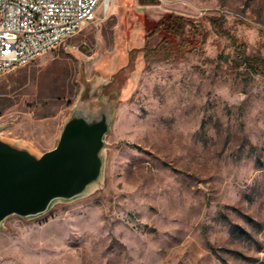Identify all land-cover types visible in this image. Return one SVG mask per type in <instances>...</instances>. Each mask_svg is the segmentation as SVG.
I'll return each mask as SVG.
<instances>
[{"label":"rangeland","instance_id":"374dc122","mask_svg":"<svg viewBox=\"0 0 264 264\" xmlns=\"http://www.w3.org/2000/svg\"><path fill=\"white\" fill-rule=\"evenodd\" d=\"M173 13L205 41L126 67L134 18ZM223 16L239 43L202 22ZM264 0H105L82 31L0 78V138L54 149L81 94L115 107L100 184L8 217L0 264H264Z\"/></svg>","mask_w":264,"mask_h":264},{"label":"water","instance_id":"95a60500","mask_svg":"<svg viewBox=\"0 0 264 264\" xmlns=\"http://www.w3.org/2000/svg\"><path fill=\"white\" fill-rule=\"evenodd\" d=\"M114 114V106L94 104L84 91L54 149L37 155L0 138V227L14 215L23 219L41 216L55 202L73 201L100 184L105 138Z\"/></svg>","mask_w":264,"mask_h":264},{"label":"built area","instance_id":"2783aa9c","mask_svg":"<svg viewBox=\"0 0 264 264\" xmlns=\"http://www.w3.org/2000/svg\"><path fill=\"white\" fill-rule=\"evenodd\" d=\"M105 0H0V78L78 35Z\"/></svg>","mask_w":264,"mask_h":264},{"label":"trees","instance_id":"16d2710c","mask_svg":"<svg viewBox=\"0 0 264 264\" xmlns=\"http://www.w3.org/2000/svg\"><path fill=\"white\" fill-rule=\"evenodd\" d=\"M128 15H134V20L127 22V32L139 29L145 33L146 40L140 47H126V67L130 74L138 73L144 61L151 56L163 58L165 62L177 61L189 47H197L206 39L196 22L173 13L166 14L158 21H152L132 9L128 10ZM202 22L207 23L219 37L238 45V39L229 30L227 20L223 16L206 17ZM245 64L252 73L264 75V63L260 59L245 58Z\"/></svg>","mask_w":264,"mask_h":264}]
</instances>
